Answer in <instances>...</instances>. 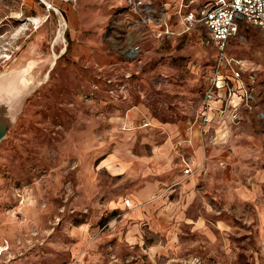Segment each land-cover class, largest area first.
I'll return each mask as SVG.
<instances>
[{
    "label": "rangeland",
    "instance_id": "rangeland-1",
    "mask_svg": "<svg viewBox=\"0 0 264 264\" xmlns=\"http://www.w3.org/2000/svg\"><path fill=\"white\" fill-rule=\"evenodd\" d=\"M163 1L173 14L174 0H145ZM125 2L0 0V84L23 76L28 91L0 140V264H264V28L242 27L226 50L254 68L240 79L255 101L221 68L238 102L221 88L196 126L199 165L134 221L132 182L99 161L116 141L148 136L122 122L129 109L200 119L216 62L201 25L158 40Z\"/></svg>",
    "mask_w": 264,
    "mask_h": 264
},
{
    "label": "built area",
    "instance_id": "built-area-1",
    "mask_svg": "<svg viewBox=\"0 0 264 264\" xmlns=\"http://www.w3.org/2000/svg\"><path fill=\"white\" fill-rule=\"evenodd\" d=\"M126 6L136 16V30L150 28L155 24L157 28H150V35L158 40H165L178 33L171 23V15L182 29L188 31L196 25H201L206 30L204 40L215 51V72L210 77L203 90L200 106V124L209 122L210 113L214 109L213 102L220 99L221 88L226 89L228 98L234 95L229 86L225 84L221 68L228 67L232 78L239 81L240 97L248 105L255 101L256 95L252 87L245 85L240 77L242 71H252L254 68L247 62L228 57L226 50L229 40L235 38L242 27L254 26L264 28V0H174V12H170L169 2H160L157 6L146 3L145 0H126ZM139 46L135 47L138 50ZM240 79V80H239ZM148 123L145 122L144 126ZM189 167L184 173H189ZM124 205L130 206V201L125 199ZM68 264H81L72 262Z\"/></svg>",
    "mask_w": 264,
    "mask_h": 264
},
{
    "label": "crops",
    "instance_id": "crops-1",
    "mask_svg": "<svg viewBox=\"0 0 264 264\" xmlns=\"http://www.w3.org/2000/svg\"><path fill=\"white\" fill-rule=\"evenodd\" d=\"M171 23L174 27L180 26L173 17ZM232 98L238 102V94L235 93ZM217 101L213 102L214 106ZM145 115L138 114L134 107L128 110L122 122L136 127V130L139 129L137 131H146L148 136H145L143 140L123 138L116 141L113 150L99 161L101 167L109 171L111 175L129 179L132 182L128 192L132 211L128 217L134 221L146 220L148 217L144 212L146 206L141 205L149 204L152 198L164 190L163 186L168 188L181 176L188 177L183 174V170L189 167L193 171L204 156V149L201 147L200 135L197 131L200 125L199 118H196L193 123L181 120L160 122L158 119H149ZM142 119L148 123L147 126H140ZM126 131L129 130L126 129ZM151 133L156 135L151 136ZM188 179L189 184L194 182V174Z\"/></svg>",
    "mask_w": 264,
    "mask_h": 264
},
{
    "label": "water",
    "instance_id": "water-1",
    "mask_svg": "<svg viewBox=\"0 0 264 264\" xmlns=\"http://www.w3.org/2000/svg\"><path fill=\"white\" fill-rule=\"evenodd\" d=\"M27 94L22 93L16 79L0 84V140L6 135L22 111V104Z\"/></svg>",
    "mask_w": 264,
    "mask_h": 264
},
{
    "label": "bare ground",
    "instance_id": "bare-ground-1",
    "mask_svg": "<svg viewBox=\"0 0 264 264\" xmlns=\"http://www.w3.org/2000/svg\"><path fill=\"white\" fill-rule=\"evenodd\" d=\"M77 24V23H76ZM18 84L20 85V86H26L27 85V79H26V77H21L20 79H19V82H18ZM26 94H28V91H26Z\"/></svg>",
    "mask_w": 264,
    "mask_h": 264
}]
</instances>
